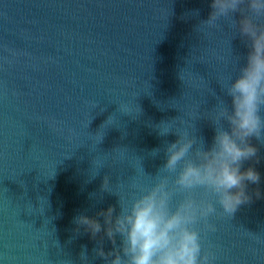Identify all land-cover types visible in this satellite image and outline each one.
Here are the masks:
<instances>
[{"label":"water","instance_id":"water-1","mask_svg":"<svg viewBox=\"0 0 264 264\" xmlns=\"http://www.w3.org/2000/svg\"><path fill=\"white\" fill-rule=\"evenodd\" d=\"M212 11V0H0V264H85L82 252L105 264L100 234L76 232L74 217L118 214L120 195L167 175L177 130L195 136L191 154L211 148L212 113L221 100L231 110L225 85L250 50L225 18L205 24ZM251 143L252 201L202 232L216 264H264V144Z\"/></svg>","mask_w":264,"mask_h":264},{"label":"clouds","instance_id":"clouds-1","mask_svg":"<svg viewBox=\"0 0 264 264\" xmlns=\"http://www.w3.org/2000/svg\"><path fill=\"white\" fill-rule=\"evenodd\" d=\"M212 8L205 24L219 28L217 21L223 17L250 42L246 64L225 85L231 110L222 100L217 104L212 113L216 133L209 149L201 147L191 154L195 136L189 135L187 127L177 130L179 139L167 148V175L141 188L130 201L120 195L118 214L109 206L96 216L74 217L76 232L83 228L92 239L100 234L94 252L105 264H216L214 253L203 246L202 232L216 231L210 218L231 217L239 206L251 202L248 185L261 181L254 166L244 169L243 165L261 159L251 139L264 144V0H212ZM236 11L242 14L238 23L231 19ZM222 121L228 122L229 129ZM171 128V124L160 126V134ZM95 165L93 177L103 161L97 159ZM102 188L110 190L107 177ZM261 195L257 189L256 198ZM217 203L223 211L217 210ZM97 217H103V223ZM105 237L114 246L107 252ZM81 258L89 264L85 252Z\"/></svg>","mask_w":264,"mask_h":264}]
</instances>
